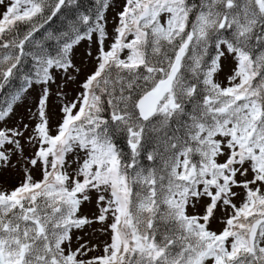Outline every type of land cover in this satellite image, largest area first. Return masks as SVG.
<instances>
[{
    "label": "snow or ice",
    "instance_id": "1",
    "mask_svg": "<svg viewBox=\"0 0 264 264\" xmlns=\"http://www.w3.org/2000/svg\"><path fill=\"white\" fill-rule=\"evenodd\" d=\"M74 3L0 0V89L26 55L35 64L0 120L33 82L52 81V69L72 79L70 54L81 40L96 33L99 43L96 67L79 95L62 103L55 132L47 87L31 135L25 137L27 124L0 129V161L22 154L26 139L36 149L28 163L42 173L36 180L26 168L17 187L0 191V264H264V0H126L108 50L101 22L109 4L101 0L94 19L81 14L70 22L72 35L55 55L26 52L40 29ZM226 54L236 67L222 87L214 74ZM105 104L110 119L102 115ZM172 121L177 128L163 137L169 155L161 172L143 169L142 140ZM120 131L131 149L127 158L113 138ZM93 193L98 212L89 218L81 205ZM197 204L203 214L190 215ZM217 211L219 232L209 229ZM94 223L107 224L111 242L103 256L85 259L93 248L84 240L72 250L70 233Z\"/></svg>",
    "mask_w": 264,
    "mask_h": 264
},
{
    "label": "rangeland",
    "instance_id": "2",
    "mask_svg": "<svg viewBox=\"0 0 264 264\" xmlns=\"http://www.w3.org/2000/svg\"><path fill=\"white\" fill-rule=\"evenodd\" d=\"M126 0H109L108 8L103 12L104 19L101 22L104 25L106 37L104 40V48L108 50L117 35L116 28L119 26L120 17L119 13L123 10ZM4 6L0 5V13L4 11ZM99 54L98 34L93 33L92 39H84L75 45L71 50L70 58L74 68L69 69L72 79L63 70L52 69L53 80L47 85L33 83L31 87L27 88L26 92L21 94V98L12 104L11 112L3 119L0 120V129L2 128H16L23 124L29 126L25 137L31 135L32 129L38 122L37 113L39 108V100L43 94L44 88L48 89V99L46 111L49 118L52 131L55 132L57 124L60 122L62 112V103H68L75 99L82 91L80 85L84 79L95 69L96 57ZM127 51L121 53V58H125ZM236 67V61L232 55L226 54L222 58L221 69L214 74V80L220 83L222 87L228 86L227 78L233 74ZM76 69H79L77 72ZM24 144V151L22 154L15 153L10 156L7 163L0 161V191L11 190L17 187L25 179V169H29L34 179L41 178V166L32 167L28 161L32 158L36 149L30 145L25 139L22 141ZM10 147V146H9ZM82 155V154H81ZM75 153L67 156L68 161H72ZM76 167L75 163L71 164L68 169L70 172ZM237 191H241L237 189ZM243 193H241L242 198ZM95 193L92 194L91 201L84 202L81 205V215L92 218L97 214L98 209L96 205ZM204 208L202 204H197L195 208L188 207L187 212L190 215L203 214ZM222 211H217L216 219L212 220L209 224L211 231L219 232L223 229L221 218ZM110 223V220L108 221ZM71 235V248L75 250L84 240L89 242V247L93 251L89 252L85 259L94 256H103L104 247L107 243L111 242V232L107 229V224L101 225L94 223L86 227L84 230L73 229ZM77 237H82L78 241ZM67 248V244L65 245Z\"/></svg>",
    "mask_w": 264,
    "mask_h": 264
},
{
    "label": "trees",
    "instance_id": "3",
    "mask_svg": "<svg viewBox=\"0 0 264 264\" xmlns=\"http://www.w3.org/2000/svg\"><path fill=\"white\" fill-rule=\"evenodd\" d=\"M189 2H191V0H189ZM196 2L198 3L199 0H196ZM101 10V0H75L74 4L63 9L62 14H58L56 17H53L48 24H45L44 27L40 29V31L35 35V42L26 45V52L38 53L43 50L48 54L55 55L62 46L63 42L68 38L65 34L67 33L69 36L72 35L70 22L77 21L81 14L89 15L94 19L97 12ZM104 11L105 10H103V12ZM25 28L26 26L21 25V31ZM80 28L81 31L86 30L85 25L81 24ZM226 35H228V33H226ZM3 51L4 50H0V54H2ZM214 55V47L209 46L208 52L204 56V61L210 64L211 58ZM187 62L188 64L192 63L191 60H188ZM203 67L204 65H202V68ZM34 69L35 64L32 56L26 55L22 64L19 66V71H17L15 75L10 78L3 89H0V110L8 106L10 99L14 97L16 92L26 85L25 76L33 75ZM185 76L190 82L194 79L191 72H186ZM102 99L106 100L107 97H102ZM105 108L107 110L102 113V115L110 119L111 109L108 108L107 104H105ZM191 108V104L187 105V110L190 111ZM181 119H184V117H181ZM176 128V122L172 121L167 129L147 132L145 138L142 140L144 147L138 158L139 164L143 169H156L158 173L161 172V169L163 168V161L169 155L168 151H166V145L163 137L165 136V133H167L168 136H171ZM113 138L124 157H129L131 155V149L128 144L127 134L123 131L115 132ZM149 152H153L155 154L156 158L153 161H149L146 158L147 153Z\"/></svg>",
    "mask_w": 264,
    "mask_h": 264
}]
</instances>
